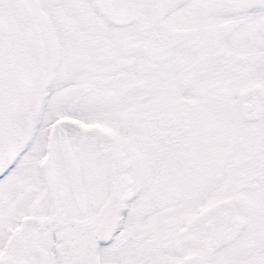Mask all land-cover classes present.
Returning a JSON list of instances; mask_svg holds the SVG:
<instances>
[{
    "label": "snow or ice",
    "instance_id": "snow-or-ice-1",
    "mask_svg": "<svg viewBox=\"0 0 264 264\" xmlns=\"http://www.w3.org/2000/svg\"><path fill=\"white\" fill-rule=\"evenodd\" d=\"M0 264H264V0H0Z\"/></svg>",
    "mask_w": 264,
    "mask_h": 264
}]
</instances>
